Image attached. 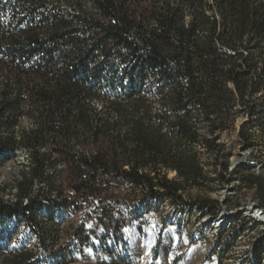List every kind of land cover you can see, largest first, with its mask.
<instances>
[{
	"label": "rangeland",
	"instance_id": "obj_1",
	"mask_svg": "<svg viewBox=\"0 0 264 264\" xmlns=\"http://www.w3.org/2000/svg\"><path fill=\"white\" fill-rule=\"evenodd\" d=\"M80 1L0 0V28L7 31L0 36L3 44L12 45L14 38H20L29 40L34 47L33 35L38 33L48 43L45 49H49L53 44L49 41L55 35L50 28L71 22L69 30L76 32L81 51L74 61L61 60L48 67L74 71L83 57L86 72H79L80 82L76 85L96 90L76 94L66 115L58 108L49 116L50 102L34 92L36 88L58 85L47 77L20 79L0 53V207L11 205L18 210L0 213V264H237L240 255H258L256 249L264 232L263 227L252 225L249 210L257 204L264 207V0H253L260 17L250 22L249 29L233 44H223L218 36L211 38L214 19L222 32L226 15L231 32L245 27V16L234 4L225 8L220 0H104L110 5L129 3L125 14L132 13L135 19L125 34L140 47L143 37H148L162 47L177 45L184 57L191 56V64L206 91L211 79L229 69L239 70L241 57L248 58V68L241 78L246 83L244 90L225 76L220 89L215 87V109L210 117L222 125L216 131H212L204 110L190 104L188 93L183 91L185 107H177V93L189 84L184 73L124 47L109 34L117 23L121 24L117 15L108 14L96 0L86 1H96L102 16L77 20L86 16ZM166 16H175L178 26L196 29L184 42L175 31L165 35L162 31L168 26ZM31 23L42 25L34 30ZM160 35L162 42L158 41ZM202 36L206 40L201 53ZM70 49L78 50L76 46ZM44 51L32 61H38ZM220 51L227 52V59L211 72L200 68ZM61 54L55 51V55ZM83 110L87 114L78 118ZM187 120L192 122L194 134L185 140L178 122ZM51 125L58 130H52ZM240 133L247 137L246 143ZM159 135L155 151L138 149L137 143L149 145ZM69 141L78 142L73 152L66 145ZM216 145L225 149L223 160L229 163V169L240 171L237 178L231 176L229 183H224L221 176L217 161L220 148H214ZM99 152L101 157L96 154ZM86 155L96 165L101 162V166L87 164ZM251 156L260 158L262 163L254 173L243 169ZM42 163L46 172L39 168ZM174 167H187L199 175L186 183ZM132 170L151 178L160 174L177 180L183 188V199L191 204L220 202L223 215L239 231V238L227 245L224 254H217L219 243L209 237L198 238L194 232L198 219L182 225L173 201L152 197L144 188H136L125 174ZM49 196L63 205L71 204L59 210L53 207L55 213L45 215L43 204L40 206L38 201L47 202ZM26 198L34 203L24 211ZM106 208L116 217L125 218L118 230L108 229L100 222ZM228 210L248 213L234 215ZM225 234L228 237L231 233ZM196 243L205 246V253L193 255L190 246ZM94 255H113L115 260L104 262ZM221 255L232 256L224 261Z\"/></svg>",
	"mask_w": 264,
	"mask_h": 264
},
{
	"label": "trees",
	"instance_id": "obj_2",
	"mask_svg": "<svg viewBox=\"0 0 264 264\" xmlns=\"http://www.w3.org/2000/svg\"><path fill=\"white\" fill-rule=\"evenodd\" d=\"M98 3H100V6H103V9L108 14H115L117 15V19L119 23H121L123 26L120 27L121 24H116L115 29L109 31V34L111 36H116L117 40L120 41L124 47L126 48H133L134 51L137 53L138 56L145 57L151 61H156L160 64H162L164 67H175L177 68L181 73H184L189 78V84L187 87L181 88V90L176 95V102L177 107H185L183 103V94L188 93L190 95V104H195L196 106L200 107L207 116V122L211 126L212 131L219 130L222 128V125H217L218 123L214 121L210 116L212 112H214V90L215 87H219L220 89V81L222 79V76H225L230 81H234L237 85L240 86L244 90L243 87L246 86V83L241 81V78H243L242 74L246 71L248 68L249 62L248 58L246 56L241 57L243 60L242 67L238 69H229L228 71H225L224 75L217 76L215 79H211L210 86L208 87L209 91H206L204 87V82L200 83L199 79L197 77V70H195V67L191 64V56L189 58L184 57L181 52L180 48L177 47V45L173 44H167L165 46H160L157 43H154L153 40L149 39L148 37H143L142 39V46L140 47V44L136 41L132 40L129 36L125 34V32L129 29L128 27H132L133 20L135 19V16H132V13H127V2L126 3H112L113 5H110L108 1L104 0H96ZM95 1V4L97 3ZM222 5L227 8L228 4H234L236 8L239 9L240 14H244L246 23L244 28L236 29L234 32H231L230 27L228 26L229 17L228 15L225 16V20L223 21V31L220 32L218 29L219 23L214 19L213 24L214 31H213V40L218 36V39L222 40L223 44L224 42L227 43H234L236 42L240 36L245 32V30L249 29V23L257 21V19L260 17L261 12H258L256 9V5L253 3V0H220ZM82 3V8L84 12L86 13V16L84 15L81 18H78L77 20H85L88 17H94L99 18L102 15L97 11V8L94 3H89L86 0L80 1ZM99 7V5H98ZM259 13V14H258ZM70 15H74L73 12L69 13ZM248 14V15H247ZM264 14V12H263ZM85 18V19H84ZM73 20V19H72ZM165 21L168 23L167 27L164 28V31H162L163 34L170 36L169 34L173 35L174 31L177 34L180 41L184 42L186 41L187 35L192 33V30L196 29V27H188V26H178V19L175 16H166ZM42 24L35 23L34 25L31 23L30 27L34 30H39ZM102 26V23L99 24ZM71 26V22L68 23H62L59 26H55L50 28L51 32L53 31L55 35H53L52 39L49 41V44L53 43L50 48L45 49L46 44L41 39V36L38 33H35L33 35L35 40V46L31 44L29 40H22L20 38H14L12 40V45L3 44L2 41H0V53L3 56V59L5 60V63L7 66H9L12 70L16 71L17 75L20 79H27L30 77L36 78V77H47L52 82L58 85L57 88H49V89H35L34 95H39V97L46 98L50 102L52 108L49 111V116L52 112H55L58 108L59 111L63 112L65 115L68 113L70 109V100L74 98L76 94L84 95V94H90L93 93L91 91H96L93 89L92 86H87L85 88H80L76 84L80 82V76L79 72L83 73L86 72V65L83 63V57L81 58L80 66H78V69L74 71H68L65 69L64 71H61L59 69H49V65L51 63L58 64L61 60H68V61H74L77 57V54L81 51L80 44L78 45L79 40L76 38L77 34L76 32H71L69 30V27ZM171 26H174L171 28ZM177 26V27H176ZM9 30V29H7ZM70 31V32H69ZM6 30L0 28V36H5ZM60 32V33H59ZM64 32V34H62ZM62 34V35H61ZM204 38V39H203ZM163 40L162 35L158 36V41ZM205 36H202L201 44L199 45V51L202 53L205 51ZM203 41V42H202ZM202 43H204L202 45ZM76 46L78 50L71 51L70 47ZM85 46H83L84 49ZM141 48H144L142 50ZM45 49V51H44ZM44 51V53L41 55L40 59L36 61L35 63L32 61L33 57L36 54H40ZM59 50L61 51V55H55V51ZM227 52L220 51L218 55L212 61L210 62H204L201 64V69L206 70L208 72H211V69L221 63L223 60L227 59ZM75 64V63H74ZM168 71H171L169 68ZM209 75V73H208ZM73 82V83H72ZM261 82V81H259ZM74 84V85H71ZM61 87H60V86ZM76 85V86H75ZM32 92L34 89H31ZM76 90V93H75ZM242 90V91H243ZM184 91V92H183ZM222 93V91H221ZM225 97V95H224ZM219 98H221V94H219ZM117 110L120 109V107L116 106ZM142 108H144V104L142 105ZM188 108V107H186ZM133 110V109H132ZM189 115L192 114V112L187 111ZM85 110L81 111L80 114H78V118L81 116H85ZM96 115H99L98 112H95ZM124 113V110H123ZM4 118V117H3ZM84 124V123H83ZM85 125V124H84ZM83 125V126H84ZM48 126V125H46ZM111 126H114L111 125ZM179 130L183 132L186 137L189 136V134L192 136L194 134V127L192 125V122L190 120L187 121H181L178 122ZM52 130H58L54 127V125H51ZM55 128V129H54ZM143 130V129H142ZM145 130H143L144 132ZM195 136V135H194ZM241 140L247 142V137L244 135H241ZM161 139V136L159 135L154 141H152L149 145L144 142L137 143L138 149H150L152 151H155L157 149V146L159 144V141ZM213 141H216L215 138L212 139ZM212 142V141H211ZM245 142V143H246ZM77 141H69L67 142V146L69 147L70 152H73L74 145H76ZM3 144L6 145V141H3ZM220 148L219 151H217V161L218 165L220 167V173L224 180V183L228 182V176H229V163L227 161L223 160L224 156V148L220 147V145L214 146V148ZM98 157H101L102 153H96ZM115 156V152H113V157ZM103 158V157H102ZM84 160L89 164L90 166H101V162L92 161L88 155L84 156ZM156 162V160H155ZM182 164V163H181ZM120 165V164H119ZM46 165L44 163L40 164V170L41 172H46ZM99 168V167H98ZM246 169V168H244ZM174 171L179 175L182 176L184 181L186 183H189L196 179L199 175V173L196 170L193 169H187V167L177 168L174 167ZM246 171H248L246 169ZM250 172V171H249ZM227 174V177H225V174ZM237 173V174H236ZM238 173L240 171H236L235 175L236 178L238 177ZM125 174L128 175L129 178H131L132 182L134 183L136 188H144L146 192H149L152 197L155 198H163L164 200L169 199L170 201H173L174 206H183V205H189L194 206L199 209L207 208L211 211L212 214H216L217 210L219 209V202L218 201H204L201 204L202 205H195L189 203L187 200L183 199L181 192L183 188L181 185L178 184L177 180H169L166 177H162L160 174H155L154 178H151L148 175L141 174L139 171L132 170L128 171ZM25 205L23 210L31 209L33 205V201H29ZM47 203L50 204V206L55 209H61L66 208V205H70L71 203L67 202L65 205L62 203H59L56 199L47 197L46 199ZM40 203V206H42V211L44 208V203L42 201H38ZM78 204V203H76ZM260 206V205H259ZM261 207V206H260ZM13 206L8 207H0V213L1 215H5L7 213L12 212H18L17 208L14 209ZM53 208V213H55V210ZM264 210V207H261ZM22 214H24L22 212ZM100 222L103 223L108 229L118 230L122 223L125 222V218L123 216L116 217L114 215L113 211L111 209H104L103 214H101ZM25 252V251H24ZM115 260V256H110L109 260ZM117 260V259H116Z\"/></svg>",
	"mask_w": 264,
	"mask_h": 264
},
{
	"label": "bare ground",
	"instance_id": "obj_3",
	"mask_svg": "<svg viewBox=\"0 0 264 264\" xmlns=\"http://www.w3.org/2000/svg\"><path fill=\"white\" fill-rule=\"evenodd\" d=\"M259 159L252 156L248 157L245 162V167H243V169L246 168L248 171L252 173L257 172L262 167V163ZM235 172L236 171H233V169L229 171V176H228L229 180L227 183H229V181L233 179L231 178V176L236 177ZM26 201L28 200L25 199V205L28 203ZM174 209L179 213L181 217L182 225L184 226H188L189 224L193 223L195 220L198 219L196 221L197 225L194 232L196 233L198 238L206 239L207 237H209V239H211L212 241L215 240L217 243H219L216 250L217 254H219V252L224 254L225 251L227 250V245H231V243L234 240H237L239 238L238 237L239 231L233 229V226L230 223V219L227 218V215L226 216L223 215L221 205L219 206V209L217 210L216 214H212L211 211L207 208L199 209L197 207L189 206V205L174 206ZM42 212L45 215L50 216L53 214V208L50 206L49 203L45 202ZM249 212L251 213L250 222L252 223V225L254 224L255 226L263 227L262 231L264 232V210L259 206V204H257V206L255 205L252 206ZM228 232L231 234L227 237L225 236L226 235L225 233ZM224 237H226L225 240ZM27 250L28 249H23V251H27ZM256 250L258 252V255H240V261H238L237 264H246V263L264 264V237H262V241L259 243ZM221 256L225 257L224 261H226V258L227 257L231 258L232 255H221ZM230 263H232V260H230Z\"/></svg>",
	"mask_w": 264,
	"mask_h": 264
},
{
	"label": "crops",
	"instance_id": "obj_4",
	"mask_svg": "<svg viewBox=\"0 0 264 264\" xmlns=\"http://www.w3.org/2000/svg\"><path fill=\"white\" fill-rule=\"evenodd\" d=\"M191 252L193 253V255H201L203 254V252L205 253V246H203L202 244L196 243V244H192L190 246ZM109 256L110 255H94L93 257H95L96 260H109ZM162 256L159 255V258H161ZM158 258V260H159Z\"/></svg>",
	"mask_w": 264,
	"mask_h": 264
},
{
	"label": "built area",
	"instance_id": "obj_5",
	"mask_svg": "<svg viewBox=\"0 0 264 264\" xmlns=\"http://www.w3.org/2000/svg\"><path fill=\"white\" fill-rule=\"evenodd\" d=\"M227 174H228V173H226V177H227ZM26 202H28V201H26ZM225 206H226V205H225ZM228 212H229V213H232V214H234V215H237L238 213H248V212H246V211H244V212H235V211H229V210H228ZM104 262H106V261H104Z\"/></svg>",
	"mask_w": 264,
	"mask_h": 264
}]
</instances>
